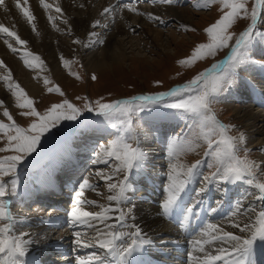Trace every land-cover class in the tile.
<instances>
[{"label":"snow or ice","instance_id":"obj_1","mask_svg":"<svg viewBox=\"0 0 264 264\" xmlns=\"http://www.w3.org/2000/svg\"><path fill=\"white\" fill-rule=\"evenodd\" d=\"M138 0H118L117 4L105 7L101 16L113 15L114 12H123L127 9L136 15H145L135 6ZM155 6L160 5L174 7L179 0H150ZM4 0H0L3 5ZM28 0H24L27 4ZM40 5L48 11L53 5L39 0ZM220 4L221 15L214 23L205 29L210 42L200 44L186 60H180L181 65H190L197 59L206 56H214L218 50L227 48L228 55L225 60L212 65L209 73H200L187 84L177 86L167 92H159L154 95L132 96L130 99L104 102L103 98L95 101H87L83 108H77L67 99L62 103H54L43 113L38 112L33 106L34 101L27 92L12 79V72L0 60V69L4 75L0 76L13 97L15 107L27 109L21 111V116L34 118L28 127L20 126L12 117L7 107L3 108L2 116L7 118V123L0 119V153H9L0 156V264H38L35 257L29 259L30 246L37 241L33 234L24 231L27 217L15 215L10 208V197L18 194L20 181L18 169L32 161L33 153L37 152L41 145V138L57 128L62 122L77 121L84 113H95L97 117H103L113 128L116 124L112 117L117 113L124 114L122 132L116 139L105 145H100L95 152L94 164L105 165L109 171L98 168L95 177L104 181L108 195L105 197L107 204H98L96 200H90L86 192L91 191L102 195L98 191V185H94L85 178L74 188L72 206L66 211L63 223L71 229V235L76 249H92L88 255H77L76 264H147L141 253L146 245L152 243L145 238L142 229L135 223L131 209L127 212L121 205L127 201V193L131 189L129 173L133 169H142L147 155L144 151L134 146L133 117L138 114H146L152 119H163L166 113L155 111L157 107L163 109L181 110L196 118L198 131L194 133L190 151L197 152L203 148V157L210 158L207 162L209 169L207 174L200 171L203 159H197L191 164L179 163L175 159L174 152L170 149L169 155L173 157L168 164L167 185L165 197L159 206L160 215L169 219L180 218L179 227H186L197 215V209L203 206L205 197L212 187H216L219 198L216 206L211 207L212 213H217L223 204V197L228 195L225 186L246 185L253 191L249 195L257 201L253 206L243 200H238L232 213L227 217L228 225L239 234L226 230L223 225L206 224L202 227L199 237L192 241L193 251L189 254L190 264H255L254 249L257 242L264 245V159H252L253 150L248 147V138L244 132L236 129L231 124L219 121L213 111L212 105L215 97L230 89L235 78L246 66H257L264 69V57L257 59L253 54L257 44L264 43V0H254L249 8V0H197L194 5L197 9H207L212 4ZM15 6L20 9L27 23L32 25L33 32L36 27L33 21L36 17L21 4ZM84 7L83 4L80 5ZM55 12L59 17L48 16L53 29L63 31L73 36V29L59 5L55 6ZM151 21L164 25L163 18L152 13L147 14ZM60 19L65 25L64 29L53 21ZM249 21L246 27L236 33L230 31L238 21ZM107 28L101 25L100 20L91 24L92 29L97 27ZM182 30L194 31L187 25L180 26ZM135 31V29H132ZM0 33L15 40L16 45H26L15 31L0 25ZM5 44L13 54L21 50L13 46L5 39ZM72 43L83 48H91L94 44H103L96 31H90L86 39L78 37ZM24 65L32 70H44V61L31 51H25L20 56ZM65 68L70 61L60 57ZM79 79V76L76 77ZM96 80V75H92ZM43 83L47 87L52 82L43 77ZM197 87V94L183 99L184 93H189ZM49 93L55 92L63 95L61 89L55 85L47 87ZM176 98L177 103L168 102L166 98ZM4 102L0 101V107ZM101 123L99 120H90L84 116L80 124L85 127H93ZM235 132V134H233ZM55 135V133H53ZM133 141V142H129ZM47 143V140L45 141ZM256 151L264 155V147ZM199 155V153L197 152ZM197 177L200 187L192 190L191 185ZM7 178V179H5ZM194 191V194H193ZM92 208L99 210L93 211ZM239 217V219H238ZM44 222V218H41ZM55 223V220L51 221ZM127 229V231H125ZM75 250V249H74Z\"/></svg>","mask_w":264,"mask_h":264},{"label":"rangeland","instance_id":"obj_2","mask_svg":"<svg viewBox=\"0 0 264 264\" xmlns=\"http://www.w3.org/2000/svg\"><path fill=\"white\" fill-rule=\"evenodd\" d=\"M253 2L254 0H249V8L252 7ZM146 3L150 4L151 2L139 1V3L136 4L137 6H135L139 8L140 6H142L143 4L145 5ZM196 3L197 0H179L178 4L174 7L160 5L159 3H157L155 6L150 4L151 7H153V9L155 8L156 10L155 15L159 14L158 16L162 17L166 23L164 25H161L154 21L149 23L155 28V30L157 29L162 31L164 37H169L170 32H174L175 39L171 42L172 49H165L164 51L161 43H153L149 41L147 39V35H144V31L142 29L134 28L135 31H132V29H130L129 31L130 33H132L131 37L139 38L141 40L139 46L137 47L138 49H136L137 51L140 50L141 54H138L139 56H136V54L132 52V50L128 49L129 51H127V55L129 59L127 58V61L122 63L120 66H108L106 70L104 69L101 71L89 70L85 63V58L90 56L91 54V49L88 48L87 50H85V53L80 56L74 54H72L71 56H64L63 54H59L57 56L58 70L59 73L62 74L61 76H64V83H59L56 77L52 74V72L47 70L41 72L38 77L35 76V86L37 87V89L33 91V94H35L36 96H31L30 93H27L29 97L34 101L33 106L37 109L38 112L43 113L49 107H51L52 104L62 103L65 99H67L77 108H83L84 104L87 101H95L101 98H103L104 102L125 100L130 99L132 96L154 95L159 92H167L174 85L180 86L187 84L195 76L204 72L205 69H207L213 62V64H216L218 62L215 61L221 60L222 58H226L227 52V48L218 50L214 56H206L203 59H197L190 65H181L179 63L180 60H186L190 58L198 45L207 44L210 42V38L208 37L205 29L209 27L212 23H214L217 19H219L220 15L222 14L220 11L221 6L218 3L212 4L207 9L195 8L194 5ZM171 8L187 9L190 13L195 14L193 23H191L189 20L187 23H182L171 17L168 18V20L166 19L167 17L162 16L164 15L163 12H165V14H169L168 10ZM25 9L27 10V8ZM49 13L52 14L53 12L49 11ZM136 16L138 17L139 15ZM140 16L144 17L145 15ZM147 19L149 18L147 17ZM148 21L146 23H148ZM248 22L249 21L240 20L232 29H230V31L238 35L239 32L246 27V24ZM156 23L159 25H157ZM182 24L187 25L195 30H182L180 27ZM261 27L264 28V25H261ZM9 30L11 31V28ZM104 33L106 34L108 32L106 31ZM0 36H2V33H0ZM61 36H64L65 40H70V43L72 44V40L74 39L72 36L63 34ZM3 38L4 37H0V39L2 40ZM10 41L13 42L15 40L10 38ZM174 42L175 44H173ZM134 47L135 46L132 45V48ZM100 50H102V46H98V48L96 47L95 53H99ZM253 54L257 57V59L264 57V43L257 44ZM18 55L20 56L19 53ZM61 56H63L65 60L70 61L69 66L67 68L64 67L60 59ZM93 74L96 75V80L91 79ZM77 76H79V79L76 78ZM43 77H47L52 82L47 87H52L53 85H55L61 89L63 95L61 96L55 92L49 93L47 91V87L43 83ZM259 80H261L262 82ZM0 82H2V79L0 80ZM2 84H4V93L7 95L8 100L6 99V102H4L2 97L0 96V101L4 102L3 107H0V119H3L6 123L8 122L7 118H4L2 116L3 108L7 107L13 119L20 126L28 127L34 118L20 115L21 111H27V109H19L15 107V97H13L8 91L5 83L3 82ZM252 85H255L257 89H261L264 91V69L250 65L246 66L242 71L239 72V75L235 78L234 85L230 89L215 97V102L212 105L213 111L219 121L225 124H231L235 126L236 129H239L241 132H244L247 137L251 135V132H253L255 128L250 129L249 127L245 126L246 123L241 124L239 122V119H241L242 117L237 114L238 111L240 109L249 107L250 110L252 109L251 112L253 113L259 110L261 112H264L263 105L258 106L254 103L255 100L253 98L255 93L251 91ZM197 87L199 86H194L192 91H190L189 93H184L182 95V98L187 99L189 96H195L197 94ZM259 99L260 98H258L257 101H259ZM166 100L172 103L179 102L178 99L170 97L166 98ZM155 111L160 113H166V115L163 119H152L143 113L138 114V116L136 117H133V135L135 139L134 146H138L143 151H145V147L143 146V144H148L151 147L155 146L157 151H161V155L157 157V160L155 159L154 162H161V164L165 166V174L168 171V164L170 162V159H173V157H170L169 155L170 149L174 152L175 159L179 163L191 164L197 159H203L204 163L202 164L200 171L204 174H207L209 171L207 167V162L210 158L203 157V148L197 150L199 155L197 154V152L190 151V145L193 141L194 133L198 131V128L196 127V118L181 110L163 109L157 107ZM86 113L87 112H85L84 114ZM90 114L93 115L92 119L90 120H99L101 121V123L94 125L93 127L85 128L80 124L82 117H80L77 121H64L57 128L52 129L50 133H47L45 137L41 138V145L38 146L37 152L33 153L32 157L28 158L32 161V163H26L25 165H23L22 168L20 167L18 169L20 189H22L21 183L23 184V187L25 186V188L26 186H31L27 187L23 192L29 190L34 193V188H36L37 191L34 197H38L36 199L38 205H34L36 204V202L34 201L28 202L23 206L16 205L15 203L14 207L10 205L12 212L19 214L22 212V208H27L29 209V211L27 210L28 213H32L35 207H39L45 204L53 206L54 203L52 202V204L48 200L50 196L55 197L58 195H53L52 188H50L49 185H46L48 183L44 184V182L41 180V176L44 172H47L48 169H51L53 165L56 164H59L58 166L64 170L65 174L72 167L75 166L71 162V160L74 161V155L70 159H66L65 153H62L64 152L63 146L65 144L69 147H76V153L74 152V154L76 159L75 161L77 162V167L81 172H87V175L90 176L91 182L94 185H98V191L102 195H98L96 197L97 203H108L105 199V197L108 195L106 185L104 181L99 180L97 177H95L94 173L98 168L103 169L105 172L109 171V168H107L105 165L94 164L93 160H95L96 158L95 152L99 150L100 145H105L109 141L116 139L117 136L122 132L124 127V121L127 119V117L122 113H117L116 115H114L112 117V122L116 124V127L113 128L108 121L104 120L103 117H97L94 112ZM71 128H74L75 133H67V131ZM258 129H260V125ZM53 133H55V135H53ZM233 134H235V132H233ZM46 140L47 143H45ZM173 142L176 143L174 147H172ZM257 149L258 148L252 147V159L259 160L263 156L260 152L256 151ZM43 150H45V152H43ZM148 150H150V147ZM8 154L9 153H0V156ZM34 156L37 157H35L34 159H30ZM62 157L67 161L61 159ZM60 159L61 161H58ZM146 163L147 162H145V165H147ZM37 171L40 173V175L37 173ZM36 173L37 175H39V177L35 176ZM130 175L131 173H129V179ZM145 177L144 175L137 177L138 183L142 184L141 187L145 183ZM149 177L153 181H156L152 175H149ZM165 177L166 178L163 181L157 182V184L166 187L167 176L165 175ZM56 178H58V173H56ZM64 178L59 177V181H53V183L62 185ZM200 179L201 177H197L193 184L190 186L192 190L199 189ZM23 180H27V182H24ZM132 187L133 186H131V188ZM137 187L135 188V190H133V196L138 195V192L141 191L140 188ZM225 187L227 190L229 189V197L224 196L223 201L226 199H228V201H231L230 199H237V201H245L246 204L254 203L251 202L253 198L249 195V193H251L253 190L251 188H248L246 185L241 184L237 186ZM149 189V192H154L153 196L156 197V201L154 204H152V206L158 208L160 206V199L162 197L164 198V196L160 193L159 190H155L156 187H152ZM211 193V202L213 205L214 203H216L214 201L219 198V194L216 191V187H213ZM233 194H235V196ZM208 196L209 195H207L204 199L208 198ZM12 200L15 202V200H17V195L12 196ZM123 205H121V207H123L124 211L127 212L130 209L129 206L131 204L124 203ZM256 205L257 201H255L254 206ZM45 208L47 209L49 207ZM45 208L44 212L42 213L43 216L46 211ZM95 209L96 208H92V210L94 211ZM157 214L158 216H161L159 212ZM125 231H127V229H125Z\"/></svg>","mask_w":264,"mask_h":264},{"label":"bare ground","instance_id":"obj_3","mask_svg":"<svg viewBox=\"0 0 264 264\" xmlns=\"http://www.w3.org/2000/svg\"><path fill=\"white\" fill-rule=\"evenodd\" d=\"M146 1L150 2V0ZM17 2L21 4V7L27 8V10L36 17V19L33 21V24L36 27L35 32L32 30V25L27 23V20L23 16V13L20 11V9L15 6ZM44 2L46 4L53 5V7L48 11H45V9L40 5L39 0H28L27 4H24V0H4L3 5H0V25H3L8 29L11 28V31H15L17 35H19L20 38L25 40L27 43L26 45H16L15 41L11 42L10 38L6 37L4 34H2L0 37L7 39L9 43L13 44V46L21 48V51L19 52L20 56L23 55L25 51H31L35 55H38L41 60L44 61L43 71L47 70L52 72L59 83H64V76L62 77V74L59 73L57 56L59 54H63L64 56H71L72 54L80 56L83 55L87 49L81 46H75L73 43L71 44L70 40H65L64 36H61L62 34L67 35L65 32H56V30L52 28L51 23L48 20V16L52 15L53 17H59V14L55 12L56 5H59L62 8L64 13L63 18L69 21L74 33L72 36L73 38L78 37L82 40L86 39L87 34L90 31L96 30V32L99 34V38L104 40L103 44L96 43L91 48H88L91 49V54L85 58V63L89 70L101 71L104 69L106 70L108 66H120L122 63L127 61V51H129L128 49L132 50L136 56H139L138 54H141V52L140 50L137 51L136 49H138L137 47L139 46L141 40L139 38L131 37L132 33L129 31L130 29H142L144 31V35H147V39L153 43H161L164 51L165 49H172L171 42L175 39L174 32L171 31L169 37H164L162 31L157 29L155 30V28L149 23L152 21L147 19L148 13L155 15L156 10L155 8L153 9V7H151V5H153L152 3H150L151 5L149 3H146L145 5L141 4L142 6H140L138 10L142 13H145V16L141 17L139 15L137 17L135 13L129 12L127 9H125L123 12H114L113 15L101 16V12L105 7L117 4L118 0H44ZM81 4L84 5L83 8L80 7ZM18 11L22 14H19ZM49 11H52L53 13L50 14L51 12L49 13ZM168 13L169 14H165V12H163L164 15L162 16L167 17L166 19L171 17L182 23H187L188 20L191 23L194 21L195 14L190 13L187 9L171 8L168 10ZM96 20H100L101 25H108L107 28L101 26L97 27L96 29H92L91 24ZM147 21L148 23H146ZM53 22L56 23L59 28H65V25L61 23L60 19H56ZM106 31L108 33L105 34L104 32ZM4 38L3 40L0 39V60L4 61L11 70L13 81L18 83L23 89H25L27 93H30L31 96H36L33 94V91L37 89L35 86V78L38 77V75L43 71L40 69L32 70L27 68L20 59L18 53L13 54L10 51L4 42ZM173 44H175V42ZM132 45L135 47L132 48ZM98 46H102V50H100L99 53H95V48H98ZM0 70V76L4 75L3 69ZM3 82V80L0 82V96L2 97L3 101L6 102L7 95L4 93L5 89L4 84H2ZM251 91L255 93L253 98L255 100L254 103L258 106H264V91L257 89L255 85H252ZM258 98H260V102L257 101ZM240 110L237 113L242 117L239 119V122L241 124L246 123L245 126L249 127L250 129L255 128V130L251 132V135L249 134L250 136L247 137L248 147L251 149L252 147L258 149L264 147V112L259 110L260 112L256 111L253 113L251 112L252 109L250 110L249 107ZM259 125L260 129H258ZM175 145L176 143L173 142L172 147ZM143 146L145 147L144 153L147 155L145 162H147L146 164L148 166L145 165L144 162V167L142 169L132 170L130 175V183L133 187L127 193L128 199L124 203H130L132 205H130L129 208L131 209V214L135 217V219H129V223L137 224L142 229L145 238L152 241L150 245L145 246V249L141 253L143 260L146 261L147 264H178L174 262L177 254H182L184 260L183 264H190L189 254L193 251L192 241L199 237L202 227L206 224L223 225L226 230L239 234L237 230L231 229L227 222V217L231 215L232 210L237 203L235 200L230 201L228 204V206L231 208L230 214L227 212H222L224 210L222 208V204L218 212L214 213L215 215L218 214V216L205 217L204 215L197 214L184 228L178 226L180 220L179 217L176 219H169L167 217H161L162 215L158 216L157 213L159 212V207L155 208L152 206V204H154L156 201V197L153 196L154 192H149V188L156 187L155 190H159L160 193L165 197V187L157 184V182H161L166 178V174L164 172L165 166H163L161 162H154V160H157V157L161 155V151H157L155 146L151 147L148 144H143ZM149 147L150 150H148ZM75 149L76 148L69 147L65 144L63 146L64 152L62 153H65L66 159H70L74 155ZM61 159L66 160L63 157ZM61 159L58 161H61ZM261 159H264V155L261 157ZM58 165L59 164H56L53 167L56 169L59 167ZM142 175L147 177H145V183L141 187L142 184L138 183L137 177ZM149 175H152L156 181H153ZM52 176V169L44 172L41 176L44 184H50L52 181ZM85 178L90 180V177L86 176ZM167 182L168 181H166V184ZM137 186L141 191L138 192V195L133 196V190H135ZM33 195L34 193L29 190L26 192H21L19 197L20 200L18 199V204L21 206L23 201H30L28 199H32ZM86 196L90 200L97 201L96 197L98 195L94 192L88 191L86 192ZM62 199L63 197L60 194L55 197H50L48 201L51 203L53 202V206L45 204L35 207L32 213H28L29 209L27 208H22L23 210L19 214L13 212L17 216L27 217V222L24 224L23 230L32 233L33 238L37 241L30 246L29 259L35 257L37 260L39 258V249L42 247L45 254H49L51 251H57L58 253L53 252V254L50 255H53V258H57L56 261H59L61 264H76L75 258L77 255H88L91 253V251H93L92 249H76L73 242V237H64L65 235L63 230L66 228L61 229V231H57V233L61 235L60 239L63 238V240H58V238L57 242L56 239L51 238V236L45 232V229L49 226L50 219L55 216L57 209L61 208ZM163 199V197L160 199V204L162 203ZM255 201V199L251 201L254 202L253 204L251 203L253 206L255 205ZM45 207H49L50 209H48V211H52L50 217L45 215L43 216L42 213L44 212ZM96 210L99 209L96 208L95 211ZM42 217L44 218L43 223L41 222ZM55 242L59 245V247H53L56 245L53 244ZM49 243H52L53 245L48 246ZM168 246L174 247V249H171V247ZM173 252L175 253L173 254ZM254 258L255 264H264V245L260 244L259 242H257L255 245Z\"/></svg>","mask_w":264,"mask_h":264},{"label":"water","instance_id":"obj_4","mask_svg":"<svg viewBox=\"0 0 264 264\" xmlns=\"http://www.w3.org/2000/svg\"><path fill=\"white\" fill-rule=\"evenodd\" d=\"M228 49H227V52H226V56L228 55ZM225 60V58H222L220 61H218V63H220V62H222V61H224ZM210 70H211V67L210 68H208L204 73H207V72H210Z\"/></svg>","mask_w":264,"mask_h":264}]
</instances>
